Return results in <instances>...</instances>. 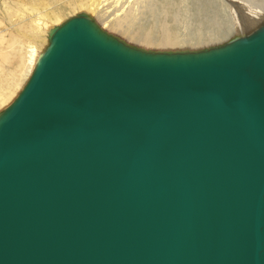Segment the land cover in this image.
<instances>
[{"label":"water","instance_id":"water-1","mask_svg":"<svg viewBox=\"0 0 264 264\" xmlns=\"http://www.w3.org/2000/svg\"><path fill=\"white\" fill-rule=\"evenodd\" d=\"M0 114V264H264V21L148 51L84 13Z\"/></svg>","mask_w":264,"mask_h":264},{"label":"rangeland","instance_id":"rangeland-1","mask_svg":"<svg viewBox=\"0 0 264 264\" xmlns=\"http://www.w3.org/2000/svg\"><path fill=\"white\" fill-rule=\"evenodd\" d=\"M38 13L50 28L84 13L113 36L148 51L206 49L247 34L239 31L238 16L226 0H0V32H5L0 34V114L32 74L17 66L19 54L27 55L34 38L26 32L38 35L43 51L51 41L48 29L36 30ZM165 38L174 47L160 48Z\"/></svg>","mask_w":264,"mask_h":264},{"label":"bare ground","instance_id":"bare-ground-1","mask_svg":"<svg viewBox=\"0 0 264 264\" xmlns=\"http://www.w3.org/2000/svg\"><path fill=\"white\" fill-rule=\"evenodd\" d=\"M226 1L230 6L233 14H235V16L237 14L239 26H240L239 31H241L242 33H249L251 30L259 26V24L264 21V0H226ZM41 14L42 13H38L35 19V25L37 27L36 30L42 33L41 32L42 30L48 29L47 31H49L48 34L50 37L56 28H50L51 25L47 27L48 25H46V21L43 20L45 17ZM45 25L47 28H45ZM0 31H2V29H0ZM2 33L5 32H0V34ZM31 34L32 36H34V38H32L28 44L29 45L28 53L27 55L23 54L22 52L19 54L18 57L19 63L17 65L19 70L23 68L24 70H29L30 73L33 71L39 58L44 53L43 51L44 49L41 45L43 41L38 37V35H35V33H33L32 31L26 32V37L29 38ZM0 38H4V37H2L1 35ZM158 45L160 48L163 49H168L172 47V45L174 47V43L171 44L170 40L166 38L161 40ZM8 47L11 50L12 48L11 44ZM0 73H1V68H0ZM1 92L3 94H6V92H4V87H2ZM5 96L6 95H3V98H5Z\"/></svg>","mask_w":264,"mask_h":264}]
</instances>
